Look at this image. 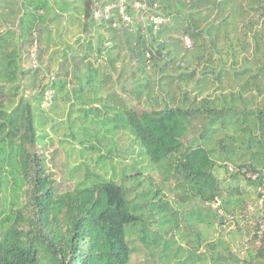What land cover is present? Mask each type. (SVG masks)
I'll return each mask as SVG.
<instances>
[{
    "label": "rangeland",
    "instance_id": "rangeland-1",
    "mask_svg": "<svg viewBox=\"0 0 264 264\" xmlns=\"http://www.w3.org/2000/svg\"><path fill=\"white\" fill-rule=\"evenodd\" d=\"M73 1L71 7L66 0H0V9L4 5L9 8V18L16 11L23 15L41 3L47 4L46 18L51 17L49 24L44 21L36 25L27 41L21 40L22 67L28 72L22 78L20 91L26 97H40L41 92L42 100L45 96L40 104L42 111L35 114L37 138L33 150L43 156L57 192L89 181L95 174L132 189L128 197L134 202L129 206L139 219L124 228L132 249L128 264H264V149L259 144L247 147L242 129L224 128L216 133L213 142L221 144L219 139L224 136L223 146L233 143L236 152L220 153L221 146L213 145L211 158L222 164L215 170L222 197L202 209L200 199L190 198L191 190L186 192L180 185L182 176L167 166L151 163L134 134L127 127L115 125L113 119L123 108L178 104L185 92L187 103L194 101L195 105L207 100L216 107L231 104L254 112L262 109L264 72L259 68L264 65V49L261 47L262 52L255 54L250 36L263 27L259 23L252 29L244 26L251 31L243 34L231 30L229 22L228 38L217 43L222 39V30L213 42L214 35L206 31L211 20L201 23L192 37L191 28L185 30L188 23L183 16L174 19L163 15L157 3L149 7L147 0L128 25L113 27L108 22L95 21L90 26L85 24L83 0ZM50 8L61 16L53 15ZM41 11L44 13L41 9L38 14ZM69 12L76 16L69 14L68 19ZM154 15L164 18L165 29L158 41L165 48L159 54L153 48L155 57L141 67L129 45H135L140 28L147 43L156 34L148 24ZM18 23L19 16L16 25L4 26L6 31L0 35L11 34L12 39L16 30L18 36ZM78 37L81 41H76ZM245 41L248 47L243 48ZM73 54L76 59L81 56L82 62L73 61L71 67L68 61ZM245 66L250 72L236 77L234 72ZM255 72L257 76L250 78ZM181 73L191 75L179 78ZM53 81L64 82L62 88L56 86L57 92ZM245 126L246 123L239 127ZM193 131L196 136L199 127ZM228 135H232L231 140ZM252 152L255 159H250ZM248 161L262 171L261 184L248 181L257 180L258 172L232 177L227 168L230 165L235 169ZM5 174L4 169L2 175ZM129 174L136 177H124ZM231 187L237 190L229 191ZM11 200L10 186L1 185L0 240L8 225L3 218L10 211ZM17 201L25 202L23 192Z\"/></svg>",
    "mask_w": 264,
    "mask_h": 264
},
{
    "label": "trees",
    "instance_id": "trees-1",
    "mask_svg": "<svg viewBox=\"0 0 264 264\" xmlns=\"http://www.w3.org/2000/svg\"><path fill=\"white\" fill-rule=\"evenodd\" d=\"M93 1L83 0L82 6L84 18L89 21V24L87 21L85 24L90 26L97 21L92 14ZM109 1L112 0H104ZM66 3L72 7L74 1L66 0ZM127 3L129 6L133 1L127 0ZM156 3L163 15L174 19L183 16L188 23L185 30L191 28L192 37L201 23L205 25L209 20L212 24L218 22L205 27L208 34L214 35L213 42H216L218 32L222 30V39L218 38L217 43L228 38L229 22L232 24L231 30L243 31V34L249 33L259 23L263 28L255 29L250 38L254 42L255 54L262 52L261 47L264 49L262 0H147L149 7ZM41 9L44 13L41 11L38 14ZM47 11V4L41 3L20 16L19 42L14 43L13 38L9 39L11 34L0 35V186L8 184L12 191L10 211L3 218L8 225L0 240V264H128L132 249L125 238L124 228L139 219L129 206L134 202L128 197L132 189L115 179L95 174L89 181H80L72 189L57 192L55 181L46 171L43 156L33 150L37 138L35 114L38 110L42 111L43 92L40 97L31 98L20 91L22 78L28 72L22 67V41H27L36 25L47 21ZM69 14L76 16L69 12L68 19ZM56 16L61 15L57 13ZM246 16L251 18L245 20ZM108 23L111 24L110 21ZM163 26V23L159 25L148 43L141 28L137 30L135 45L129 47L134 50L141 67L155 57L153 48L158 54L165 48L164 43L158 41L165 29ZM201 28L204 30V27ZM149 29L153 30L151 26ZM76 41H81V38L78 37ZM228 42L225 43L227 49L230 47ZM247 45L245 41L243 48ZM75 56L73 54L74 60L68 61L71 65L76 60L82 62L81 56L78 59ZM248 69L245 66L234 74L240 77L245 72L249 73ZM261 69L264 72V65L260 66ZM190 75L181 73L178 77ZM256 76L257 72L250 78ZM63 84L60 81L52 82L54 89L57 85V89L62 88ZM245 84L246 81L240 88H244ZM33 99L35 103H32ZM194 103H187L185 92L178 104L165 103L162 108H123L113 119L115 125L127 127L134 134L151 163L167 166L169 171L174 169L175 173L180 174L183 178L180 184L182 188L185 191L190 189V198L198 197L199 208L205 209L206 203L222 197L220 181L215 175V170L221 168L222 164H217L211 158V150H215L213 145H217L216 141L213 142L216 133L224 128L242 129L247 136V147L259 144L264 149V105L254 112L231 104L216 107L212 102L208 104L207 100L199 102V105ZM244 123L247 126L240 128ZM197 127L199 133L195 136L192 133ZM228 136L231 140L232 135ZM219 141L222 144L226 141L225 137ZM221 144L217 145L222 148L220 153L236 152L233 143ZM253 152L250 159H255ZM4 169L6 174L2 175ZM250 171L258 172L260 178L257 176V180L248 181L261 184L262 171L249 161L240 163L230 174L236 177ZM127 176L136 177L124 175ZM236 190L231 187L229 191ZM22 192L25 202L19 204L17 199ZM215 215L217 218V211ZM140 240L145 242L143 237Z\"/></svg>",
    "mask_w": 264,
    "mask_h": 264
},
{
    "label": "built area",
    "instance_id": "built-area-1",
    "mask_svg": "<svg viewBox=\"0 0 264 264\" xmlns=\"http://www.w3.org/2000/svg\"><path fill=\"white\" fill-rule=\"evenodd\" d=\"M262 1L264 3V0ZM143 2L136 0L128 6L127 0H112L109 2L94 0L92 3L93 18L97 21H110L113 27H119L121 23L128 25L132 21L134 13H138L144 8ZM163 21V16L154 15L149 18L148 24L156 30ZM146 55L148 56V53ZM228 169L233 170L230 165ZM241 170L244 171V169Z\"/></svg>",
    "mask_w": 264,
    "mask_h": 264
},
{
    "label": "crops",
    "instance_id": "crops-1",
    "mask_svg": "<svg viewBox=\"0 0 264 264\" xmlns=\"http://www.w3.org/2000/svg\"><path fill=\"white\" fill-rule=\"evenodd\" d=\"M48 6H50V5H48ZM48 12V11H47ZM49 12H52V14L53 15H55L56 14V12L53 10V9H49ZM10 10H9V8L6 6V5H4V7L3 8H1L0 9V34L4 31H6V29L4 28V26L6 27V25H9L10 24V26L9 27H12L11 25H13V26H15L16 25V21H17V18H18V16H19V18H20V15H21V13L20 14H18V11H16V13L15 14H12V17L11 18H9V16H10ZM9 15V16H8ZM10 20H9V19ZM51 22V17L49 16L48 17V19H47V24H49ZM19 24V23H18ZM13 29V28H12ZM3 32V33H4ZM14 37H13V39H12V41L15 43V42H19V38H18V36H17V32H16V30H15V32H14ZM14 39H16V40H14ZM71 67H72V65H71ZM71 86V85H70Z\"/></svg>",
    "mask_w": 264,
    "mask_h": 264
}]
</instances>
